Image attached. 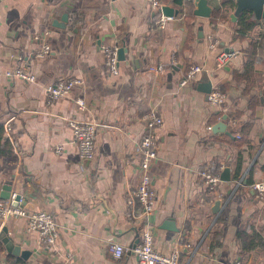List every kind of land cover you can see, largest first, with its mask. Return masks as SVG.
Returning <instances> with one entry per match:
<instances>
[{
  "label": "crops",
  "instance_id": "0c3cea01",
  "mask_svg": "<svg viewBox=\"0 0 264 264\" xmlns=\"http://www.w3.org/2000/svg\"><path fill=\"white\" fill-rule=\"evenodd\" d=\"M161 1L174 11L163 23L149 0H0L1 138L13 152H0V198L8 184L10 195L28 208L51 211L60 225L54 247L47 248L23 219L7 220L0 228L9 238L0 237V264H138L132 252L112 259L106 243L113 238L133 245L146 224L158 251L178 247L180 264H231L236 258L264 264V246L242 251L235 239L246 231L264 241V202L250 186L264 179V18L251 10L232 18L235 0H205L207 16L196 13L197 3ZM240 15L252 16L242 39L236 36ZM209 34L218 40L214 48ZM43 40L50 49L39 58ZM101 44L120 50L116 77H107ZM222 51L233 54L217 65ZM158 63L163 70L152 71ZM192 63L202 70L179 85ZM19 65L35 80L7 74ZM70 76L82 84L47 103L45 84ZM213 86L225 92L219 107L207 100ZM79 96L85 100L81 111ZM149 109L163 117L150 170L159 204L148 217L129 218L125 197L138 181ZM71 117L97 123L94 160L77 156ZM6 121L18 152L4 135ZM217 122L223 130L212 128ZM210 161L221 163V176L228 177L213 191L199 176ZM15 245L19 253L11 252Z\"/></svg>",
  "mask_w": 264,
  "mask_h": 264
},
{
  "label": "built area",
  "instance_id": "2783aa9c",
  "mask_svg": "<svg viewBox=\"0 0 264 264\" xmlns=\"http://www.w3.org/2000/svg\"><path fill=\"white\" fill-rule=\"evenodd\" d=\"M152 8L160 13V22L171 18L170 15L161 14L163 2L161 0H149ZM184 3H196L197 0H183ZM264 6V3H263ZM72 23L70 17L66 19L65 26L69 27ZM209 48H214L218 40L212 34L208 35ZM100 51L104 56V64L107 77H116L119 74V57L117 46H109L101 44ZM50 45L47 40H43L36 50L35 55L39 58L45 57L49 52ZM233 54V51H222L217 56V65H222ZM163 63L152 66V71L163 70ZM202 70L201 65L197 63L190 64L183 70L178 83L186 85L195 75ZM7 74H15L28 81H34L35 75L24 69L23 65H19L12 70H7ZM82 84L79 76H70L68 78L59 79L57 81L48 82L44 86V96L47 103L51 104L59 97L66 96L70 91ZM207 100L219 107L224 103L225 92L219 86H213L207 93ZM77 110L81 111L85 108V100L79 96L75 98ZM145 131L139 141V161H138V181L136 186L130 188L126 192L127 215L129 218L136 217V213L148 217L151 215L159 204V195L156 188L151 182V163L157 155V139L160 127L163 125V117L154 109H149L144 113ZM68 128L72 134V141L76 146V154L80 159H95V139L96 125L92 120L81 118H68ZM4 135L7 137L13 149L18 152L19 146L11 137L13 126L11 122L6 121L3 126ZM239 137V135H238ZM63 149L61 143L55 145V151L60 152ZM223 165L215 161L204 164L199 169V176L203 184L211 191L215 190L221 181V170ZM253 194L257 199L264 202V179L253 181L251 184ZM15 193L8 198H0V228L9 219H23L25 229L29 232L37 234L40 245L52 248L54 247L60 233V225L51 211L45 209H31L23 204L22 199L15 200ZM106 251L112 259H119L125 253L132 252L136 257L138 264H180L179 249L174 247L168 254L158 251L153 244V236L148 224L143 225L139 232L138 242L133 245H125L121 242L109 238L106 243ZM67 258L71 255L68 253ZM231 264H246L241 258H236Z\"/></svg>",
  "mask_w": 264,
  "mask_h": 264
},
{
  "label": "trees",
  "instance_id": "16d2710c",
  "mask_svg": "<svg viewBox=\"0 0 264 264\" xmlns=\"http://www.w3.org/2000/svg\"><path fill=\"white\" fill-rule=\"evenodd\" d=\"M173 3L176 5L181 6L180 4L184 3L183 0H173ZM190 3V2H189ZM224 3V1H223ZM218 13V12H217ZM186 16V20L189 21L191 18L189 14H185ZM221 17V16H219ZM242 15L239 16L238 19V29H237V34L236 36L239 39L243 38V32L245 30L246 27H251V24L249 25V21L251 20L252 16H245L242 17ZM254 22V21H252ZM253 47V48H252ZM252 48V49H251ZM251 50H254V44H251ZM256 105V103L254 102V100H251V103L249 104L250 108H251V113H250V118L252 119L254 117V106ZM218 114H216L217 116ZM215 116V117H216ZM212 123V121H211ZM251 126L250 122L245 123L242 126V131H243V136L246 135V133L248 132L249 127ZM1 133H2V125L0 126V152H6L8 154H13L12 152V148L8 142L7 139H2L1 138ZM216 237H220V233H216ZM235 239L239 245V247L241 248L242 251H246L247 249L256 247V246H264V241L263 238L259 235H257L256 233H247L246 231H238L235 234ZM10 260L12 261V259L14 260V258L12 257V255H7ZM20 262L21 264H26L24 261H17ZM12 263V262H11Z\"/></svg>",
  "mask_w": 264,
  "mask_h": 264
},
{
  "label": "water",
  "instance_id": "95a60500",
  "mask_svg": "<svg viewBox=\"0 0 264 264\" xmlns=\"http://www.w3.org/2000/svg\"><path fill=\"white\" fill-rule=\"evenodd\" d=\"M197 6H198V11L196 12L198 15H203L207 16L208 10L207 8L204 7L205 0H197ZM264 0H235V10L234 13L232 14V18H235L240 12L244 10H251L253 12V15L257 19L264 18V6H263ZM161 11L163 14L170 15L172 16L174 14V11L172 7L168 5H163L161 7ZM66 21V18H65ZM118 57L121 58L120 55V50H117ZM224 123L223 122H217L213 125V129H224ZM226 171V170H224ZM221 179H228V177L221 176ZM4 193L1 195L2 198H8L10 196V185L6 184L4 187ZM19 198L18 195L15 196V200ZM217 204H215L214 210L216 211ZM5 231L4 229H1L0 231V237H3V240L7 243L9 238L5 237ZM11 252L13 253H19V247L18 245H15L12 247Z\"/></svg>",
  "mask_w": 264,
  "mask_h": 264
}]
</instances>
